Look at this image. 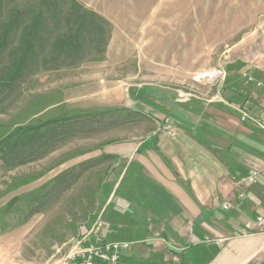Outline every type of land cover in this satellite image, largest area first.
<instances>
[{
  "label": "rangeland",
  "instance_id": "obj_1",
  "mask_svg": "<svg viewBox=\"0 0 264 264\" xmlns=\"http://www.w3.org/2000/svg\"><path fill=\"white\" fill-rule=\"evenodd\" d=\"M55 1L0 0V30L17 25L8 43H19L30 24L27 6L42 4L48 16L34 58L39 71L0 89V138L14 131L15 142L0 152V264H56L104 239L109 199L99 189L113 163L106 151L156 135L179 111L182 120L228 115L231 133L254 137L231 155L245 174L254 158L264 169V131L242 118L245 111L264 123V108L236 92L264 89V0H76L102 17L98 26L79 20L84 11L71 0ZM113 10L128 29L101 14ZM60 28L80 29V51L48 62ZM246 211L255 221L257 210Z\"/></svg>",
  "mask_w": 264,
  "mask_h": 264
},
{
  "label": "crops",
  "instance_id": "obj_2",
  "mask_svg": "<svg viewBox=\"0 0 264 264\" xmlns=\"http://www.w3.org/2000/svg\"><path fill=\"white\" fill-rule=\"evenodd\" d=\"M116 12L101 14L117 30L128 29L113 21ZM248 81L257 85L255 79ZM236 92L247 98L246 103L242 100L245 105L252 100L264 108V89ZM223 100L229 105V99ZM180 113L156 135L106 151L113 163L109 181L99 189L109 199L107 222L99 235L104 239L94 243L91 239L89 245L105 240L136 242L121 253L118 264H264V234H238L239 229L256 227L245 213L249 208L259 212L264 179L258 176L255 184L240 186L245 189L242 196L231 195L236 176L245 174L231 150L240 151L253 135L231 133L226 114L214 120L198 116L182 120ZM247 116L245 122L257 126L254 119L259 118ZM169 128L174 129L173 136ZM254 159L248 161V172L259 170ZM228 200L233 209H223Z\"/></svg>",
  "mask_w": 264,
  "mask_h": 264
},
{
  "label": "trees",
  "instance_id": "obj_3",
  "mask_svg": "<svg viewBox=\"0 0 264 264\" xmlns=\"http://www.w3.org/2000/svg\"><path fill=\"white\" fill-rule=\"evenodd\" d=\"M48 3L50 5H55V0H43L42 3ZM71 2L75 5L74 8L76 10L79 9L83 10V7L76 1L71 0ZM43 4V5H44ZM42 4L37 5H29L26 7L28 11H26L30 16V24L28 26H24L21 31V37L19 43L9 42V37H13L16 35V22L15 20H10L6 25H2V28L0 30V89L1 88H11L13 86V83L24 76H30L34 74L35 72L39 71V68H37L36 60L34 59L37 56L36 46L38 43V40L40 39L39 34L45 29V18L48 16L43 15L42 12L39 10L41 9ZM45 7V6H44ZM84 12H78L75 13L76 16H78L79 20H87L91 22V26L96 25L98 26V20H103L102 17L98 16L95 12L85 11ZM48 15V14H47ZM17 18V14L15 15ZM90 17V20H88ZM14 19V16L12 17ZM52 18V17H49ZM55 23H60V16H55V19H53ZM104 21V20H103ZM82 22V21H81ZM89 22V23H90ZM80 28H84L82 24H79ZM100 26V25H99ZM80 29H76L74 31H70L68 29L60 28L56 31V39L53 43V50L51 51L52 56L50 58H53V60H48V62H54V58L56 56L60 55H73L79 50V35H80ZM4 55L8 57V62L5 63L3 58ZM47 62V63H48ZM50 68L53 65H49ZM28 129V128H27ZM19 134L21 136L26 138V141L30 140V134H28V131L25 129H17ZM31 130V129H30ZM11 133L7 134L6 136L0 138V152L3 150L5 146L13 145L15 142L11 141ZM14 134V133H13ZM33 134V133H32ZM22 143H24V140H21ZM3 144V145H2ZM1 154V153H0ZM1 156V155H0ZM64 176H62L63 178Z\"/></svg>",
  "mask_w": 264,
  "mask_h": 264
},
{
  "label": "built area",
  "instance_id": "obj_4",
  "mask_svg": "<svg viewBox=\"0 0 264 264\" xmlns=\"http://www.w3.org/2000/svg\"><path fill=\"white\" fill-rule=\"evenodd\" d=\"M248 80H252L250 76H247ZM182 94V93H181ZM242 118H249L245 113H243ZM256 124L264 131V123L259 119H254ZM168 122V120H167ZM171 136L174 135V129L169 128L167 131ZM258 176L264 179V169L250 170L247 174L238 175L237 186H242L244 183L255 184L257 182ZM238 196H242V192L239 191ZM260 210L255 218V225L258 229L259 234H264V194L260 200ZM223 209H230L232 207L231 200L223 203ZM132 241L124 240H106L87 247H81L73 250L68 255L60 258L56 264H118L119 257L122 252L127 251L131 248ZM262 252L264 253V245L262 246Z\"/></svg>",
  "mask_w": 264,
  "mask_h": 264
}]
</instances>
